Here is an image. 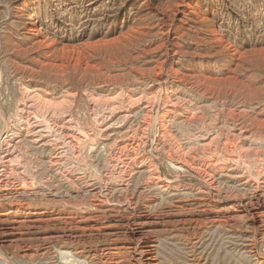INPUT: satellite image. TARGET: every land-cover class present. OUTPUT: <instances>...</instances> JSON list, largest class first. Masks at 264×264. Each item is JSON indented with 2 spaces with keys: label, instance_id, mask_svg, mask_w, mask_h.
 I'll list each match as a JSON object with an SVG mask.
<instances>
[{
  "label": "rangeland",
  "instance_id": "obj_1",
  "mask_svg": "<svg viewBox=\"0 0 264 264\" xmlns=\"http://www.w3.org/2000/svg\"><path fill=\"white\" fill-rule=\"evenodd\" d=\"M2 170L0 264H264V0H0Z\"/></svg>",
  "mask_w": 264,
  "mask_h": 264
},
{
  "label": "bare ground",
  "instance_id": "obj_2",
  "mask_svg": "<svg viewBox=\"0 0 264 264\" xmlns=\"http://www.w3.org/2000/svg\"><path fill=\"white\" fill-rule=\"evenodd\" d=\"M60 107V106H59ZM39 112V111H38ZM29 113V112H28ZM32 113V112H31ZM19 116V115H18ZM244 116V115H243ZM20 117V116H19ZM21 118V117H20ZM32 118V117H31ZM23 119V118H22ZM37 119V118H36ZM21 120V119H20ZM22 121V120H21ZM34 121H36V120H34ZM34 121H33V123H34ZM38 122V121H37ZM26 123V122H25ZM30 123V122H29ZM37 124V123H36ZM36 124H33V126L34 125H36ZM70 125V124H69ZM74 125V124H73ZM37 126H39V125H37ZM167 128V127H166ZM28 129H30V128H28ZM35 129H36V127H35ZM73 129V128H72ZM39 130V129H38ZM5 132V131H4ZM9 132H11L10 131V129H9ZM25 132V131H24ZM42 133V132H41ZM40 133V134H41ZM62 134V133H61ZM10 135V134H9ZM9 135H8V133H5V139L4 140H2V141H4V142H6V143H10V141H11V139H10V137H9ZM37 135V134H36ZM72 136V135H71ZM40 137V136H39ZM65 137V136H64ZM3 138H4V136H3ZM37 138H38V136H37ZM54 140V139H53ZM128 145V144H127ZM6 146V145H5ZM11 146V144L9 145V147ZM63 146V145H62ZM74 146V145H73ZM73 146H72V148H73ZM12 147H13V145H12ZM7 148V147H6ZM12 149H14V148H12ZM59 149V148H58ZM9 150V149H8ZM7 151V150H6ZM8 152V151H7ZM7 152H5V153H7ZM14 152H16V151H14ZM13 152V153H14ZM227 152V151H226ZM29 153V152H28ZM21 154V153H20ZM237 154V153H236ZM14 155V154H13ZM63 155V154H62ZM12 156V155H11ZM65 156V155H64ZM3 157V156H2ZM59 158H60V155L58 156ZM5 158L7 159L5 162H7L8 163V159H9V154H6V156H5ZM15 158V157H14ZM20 158H22V157H20ZM238 160V159H237ZM2 161L4 162V159H2ZM121 161V160H120ZM181 162V161H180ZM9 163H11V161H9ZM16 163H17V161H16ZM211 163V162H210ZM8 165V164H7ZM11 165V164H10ZM16 165H18V164H16ZM9 166V165H8ZM13 166V165H12ZM109 166V165H108ZM185 166H187V165H185ZM9 167H11V166H9ZM15 167V166H14ZM8 168V167H7ZM6 168V169H7ZM199 168V167H198ZM122 169V168H121ZM208 169V168H207ZM8 170V169H7ZM212 170V169H211ZM22 172V171H21ZM58 172V171H57ZM204 173L206 172V174H209V172H207V171H203ZM198 173V172H197ZM199 175H200V173H199ZM198 175V176H199ZM201 175L203 176V174L201 173ZM205 175V174H204ZM201 176V177H202ZM206 176V175H205ZM210 175H208L207 177H209ZM4 177H5V175L3 174V170L0 172V186H1V184H4V185H7V186H9V184L11 183H9V181H6V182H4ZM16 177V176H15ZM213 177V176H212ZM212 177H210V180L212 179ZM7 178V177H6ZM119 178V177H118ZM156 178V177H155ZM154 178V181L156 182V180L157 179H159L158 177L155 179ZM206 178V177H205ZM16 179V178H15ZM34 179V178H33ZM153 179V178H152ZM209 179V178H208ZM7 180V179H6ZM11 180V179H10ZM214 180V179H213ZM14 181V180H13ZM22 181V180H21ZM26 182V181H25ZM211 182V181H210ZM213 182V181H212ZM20 183H22V182H20ZM205 183H207V182H205ZM13 184H14V182H13ZM26 185V184H25ZM209 185H210V183H209ZM215 185V184H214ZM23 186V185H22ZM2 187V186H1ZM14 187V186H13ZM26 187V186H25ZM24 187V188H25ZM212 188V187H211ZM214 188V187H213ZM8 190V189H7ZM11 191V190H10ZM99 202V201H98ZM93 209V208H92ZM138 233V232H137ZM141 233V232H140ZM135 235V234H134ZM140 236H142V235H140ZM150 238V237H149ZM119 239V238H118ZM117 239V237L116 238H114V239H112L111 241H109V242H111L110 244H111V246L107 249V251H105L104 252V257H105V259H107V261L109 262V264H123V263H125V262H123V261H121L120 259H122L123 258V255H122V253H123V249H125L126 250V248H125V244H123V243H121L119 240ZM121 239V238H120ZM143 239V238H142ZM147 239V238H146ZM152 239V238H151ZM138 240H140V239H138ZM141 241V240H140ZM139 242V241H138ZM150 243V242H149ZM151 244V243H150ZM136 245V244H135ZM138 246H140V245H138ZM143 246V245H142ZM154 246V245H153ZM129 247V246H128ZM156 249V248H155ZM137 250V249H136ZM23 253L24 254H26L27 256H31V246H26L23 250ZM85 251V250H84ZM95 251V250H94ZM135 251V250H134ZM156 251V250H155ZM98 252V251H97ZM99 253V252H98ZM156 253V252H155ZM155 253H154V250L152 249V247L151 246H149V247H145V248H142L141 247V249H140V252H139V256L140 257H142V259L144 260V262H145V264H157V263H155V259L157 258V257H155ZM96 254V253H95ZM94 254V255H95ZM77 255V254H76ZM79 255H81V256H83V257H87V254H86V252H79ZM138 255V254H137ZM90 256V255H89ZM99 256H101V255H99ZM103 256V255H102ZM94 257V256H93ZM122 257V258H121ZM135 257V256H134ZM91 258V257H90ZM139 258V257H138ZM96 259V258H95ZM98 259V258H97ZM158 259V258H157ZM156 259V260H157ZM122 260H124V259H122ZM95 261H97V260H95ZM137 261V260H136ZM106 261H104V263H105ZM134 262V261H133ZM103 263V262H102ZM140 264H143V263H141L140 262Z\"/></svg>",
  "mask_w": 264,
  "mask_h": 264
}]
</instances>
